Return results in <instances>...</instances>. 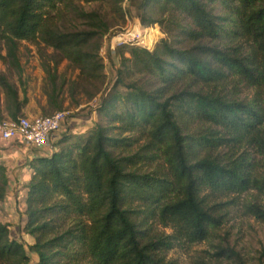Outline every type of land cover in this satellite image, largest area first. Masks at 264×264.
Wrapping results in <instances>:
<instances>
[{
  "label": "trees",
  "instance_id": "trees-1",
  "mask_svg": "<svg viewBox=\"0 0 264 264\" xmlns=\"http://www.w3.org/2000/svg\"><path fill=\"white\" fill-rule=\"evenodd\" d=\"M110 1L0 0L7 61L21 73L20 43L45 44L82 73L104 80L98 51L87 48L108 32L107 24L99 13H84L77 5ZM217 1L144 0V12L159 6L184 15L190 23L179 24L181 32L201 46L181 49L164 41L155 52L132 47L129 57L122 55L98 109L118 137L100 125L77 138L64 133L51 155L33 160L23 224L35 243L15 238L0 221V264H173L167 252L215 239L237 197L250 191L264 195V0H221L222 14L215 12ZM67 13L82 16L93 29L63 32L59 23ZM143 22L165 23L146 16ZM45 71L53 86L48 103L62 110L57 78ZM135 74L154 79L159 88L128 84ZM186 81L201 89L175 91ZM230 85L255 94L250 100L223 94ZM0 87L5 112L17 121L28 97L21 99L1 73ZM194 121L199 131L185 134ZM135 145V154L117 155ZM10 182L7 167L0 165V203ZM241 205L246 216L264 223V205L256 200ZM154 224L172 233L153 232ZM218 256L244 264L232 249L220 247Z\"/></svg>",
  "mask_w": 264,
  "mask_h": 264
},
{
  "label": "rangeland",
  "instance_id": "rangeland-1",
  "mask_svg": "<svg viewBox=\"0 0 264 264\" xmlns=\"http://www.w3.org/2000/svg\"><path fill=\"white\" fill-rule=\"evenodd\" d=\"M143 4L144 0H113L110 2L79 3L77 5L84 13H99L107 24L108 32L102 36H97L87 48V51L92 53L98 51L104 64V80L97 81L86 73H82L75 64L65 59L62 53L52 47L26 41L20 43L18 51L22 65L21 73L7 61L8 52L4 44L0 42V73L18 88L21 99H24L25 94L27 95L28 104H32L31 112L37 114L35 118L49 117L57 112L69 113L60 135L66 133L70 137L77 138L80 135H86L95 126L100 125L109 129V136L118 137V131L112 129L113 125L98 109L101 106V97L117 77L122 55L126 54L129 57L127 52L132 47H143L155 52L164 41L181 49H198L201 46L181 32L178 25L190 23L184 15L178 16L176 13H167L159 6H150L144 12ZM214 8L216 13H223L221 0L214 4ZM144 16L158 22L164 19L165 23L163 25L161 23H144ZM59 26L63 32H84L93 29L91 22L74 13H67ZM138 27L158 30L161 34L160 39L153 47L140 45L136 41L128 44H116L115 38L118 35L129 33V31L134 33ZM101 33L99 31V34ZM125 39H127L126 34L116 41ZM203 43L205 44L207 41ZM46 67L51 69L57 78L59 100L63 105L62 110L55 111L54 107L48 103V94H52L53 86L51 76L45 71ZM126 81L128 84L138 82L149 91H154L160 86L154 79L140 74H135ZM189 86L193 91L201 89L200 86H193L186 81L175 88V91L181 92ZM119 89L121 91L126 90L124 87ZM172 93L164 98L171 97ZM223 94L229 96L234 94L239 100H250L255 91L243 85L235 88L230 85L223 91ZM2 100L4 104L5 92L0 87V102ZM23 117L31 118L24 115ZM199 129L200 124L194 121L189 124L185 134L196 133ZM125 137H132V135L128 133ZM133 137H138V135ZM138 147L139 145H135L131 148V152L124 154H118V152L117 155L126 157L135 154L139 149ZM258 159L261 160L262 157L259 156ZM262 171L264 172V168ZM254 200L264 205V195H260L256 191H250L237 197V204L230 205L227 209L226 222L212 242L186 248L177 247L165 254L167 261L173 264H240L236 258L218 256L220 247H222L238 253L244 264H264V223L246 216L241 205L245 201ZM16 210L13 216H9L3 207H0V216L2 221H10L11 223L4 224H9L13 228L12 231L21 237L24 233L22 223H14L16 219L15 222H19L22 214L20 204L17 205ZM153 232L166 235L172 233L170 229H164L156 224L153 226ZM26 238L28 239V237ZM30 240L35 243L33 238ZM37 261L38 257L34 255L33 263Z\"/></svg>",
  "mask_w": 264,
  "mask_h": 264
},
{
  "label": "crops",
  "instance_id": "crops-1",
  "mask_svg": "<svg viewBox=\"0 0 264 264\" xmlns=\"http://www.w3.org/2000/svg\"><path fill=\"white\" fill-rule=\"evenodd\" d=\"M32 104L29 103L23 109L22 113L24 116H29L31 118L37 117V114L31 112ZM9 119L7 113L5 112V107L3 104V100L0 102V121H4ZM61 138L59 134L57 137H53L46 149L43 152L36 151L23 144L19 140L15 141H0V165L7 167L8 174L10 178V186L8 188V195L5 201L0 203V207H3V210L9 216H13L16 213L17 205H21V217L19 218V222L14 223H22V229L24 230V217L25 212L27 210L26 199L28 195V184L30 182L31 174L33 170L31 168V164L34 159L42 156L47 157L52 154L55 149V142H57ZM0 221L2 223H11L10 221H2L0 216ZM11 231H12V227ZM12 235L17 239H22L27 241L30 245L34 243L30 240L29 236L26 235L25 231L22 234L23 236H18L12 231ZM28 237V239L26 238Z\"/></svg>",
  "mask_w": 264,
  "mask_h": 264
},
{
  "label": "built area",
  "instance_id": "built-area-1",
  "mask_svg": "<svg viewBox=\"0 0 264 264\" xmlns=\"http://www.w3.org/2000/svg\"><path fill=\"white\" fill-rule=\"evenodd\" d=\"M125 34L115 38L116 44L134 43L125 40L116 41ZM68 114L67 112H57L49 117H21L17 121L11 119L0 121V141L19 140L31 149L43 152L50 140L61 133Z\"/></svg>",
  "mask_w": 264,
  "mask_h": 264
},
{
  "label": "bare ground",
  "instance_id": "bare-ground-1",
  "mask_svg": "<svg viewBox=\"0 0 264 264\" xmlns=\"http://www.w3.org/2000/svg\"><path fill=\"white\" fill-rule=\"evenodd\" d=\"M128 34V35H127ZM125 41H136L140 45L153 47L157 41L160 39L161 34L158 30L155 29H141L138 27L136 28L134 33H127Z\"/></svg>",
  "mask_w": 264,
  "mask_h": 264
}]
</instances>
